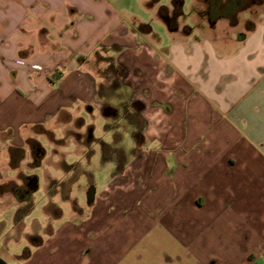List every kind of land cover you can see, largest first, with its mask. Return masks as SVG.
Wrapping results in <instances>:
<instances>
[{
    "label": "crops",
    "instance_id": "obj_1",
    "mask_svg": "<svg viewBox=\"0 0 264 264\" xmlns=\"http://www.w3.org/2000/svg\"><path fill=\"white\" fill-rule=\"evenodd\" d=\"M175 1L158 8L169 41L157 45L149 26L106 0H0V67L16 71L0 79L3 140L15 143L24 127L76 107L115 113L128 104L141 123L140 133L128 124L138 151L87 202V214L33 249L47 239L60 251L83 237L84 248L69 250L72 264H207L186 242L205 218L220 220L240 256L264 254V200L243 202L242 191L235 210L229 189L239 171L264 174V11L251 31L225 35V24L236 26L211 23L207 0H190L187 15ZM241 13L243 28L250 14ZM96 62L114 71L106 94L107 78L88 68ZM112 94L122 102L108 104Z\"/></svg>",
    "mask_w": 264,
    "mask_h": 264
},
{
    "label": "rangeland",
    "instance_id": "obj_2",
    "mask_svg": "<svg viewBox=\"0 0 264 264\" xmlns=\"http://www.w3.org/2000/svg\"><path fill=\"white\" fill-rule=\"evenodd\" d=\"M106 2L124 19L149 26L153 33L151 39L157 45L168 43L167 28L159 20L157 12L160 6L172 7L177 1ZM179 3L182 4L184 15L189 14L190 0H180ZM216 4L221 6V2ZM241 4L240 6H244L247 1ZM262 11L264 3L251 6L247 10L250 19L243 28L238 25L247 14L239 13L234 16V20L231 16L232 22L226 18H219L215 22L227 20L230 26L236 27L227 30L225 24L224 34L230 35L229 31H233L238 36L239 33H245L248 22L258 21ZM184 21L191 25L190 17H184ZM173 27L174 24L171 25ZM187 30L188 28L185 29ZM231 50L227 48L224 52ZM107 66V63L97 62L88 66L93 73L107 78L104 82L105 94L114 87V71ZM14 72L16 73L15 70L6 71L0 67V79L3 74L12 77ZM3 90L5 87H0V94ZM118 97L119 99H115L112 94V98L108 99L104 96L108 104L122 102L120 95ZM126 98L123 96V101L126 102ZM97 108L76 107L73 111L59 113L58 117L43 125L24 127L16 133L15 143L3 140L5 134H1L0 264H72V260L68 261L72 258L69 250L72 252L73 249H82L88 244L83 237L78 240L70 238L59 243L60 251H56L55 248L51 249L47 239H43V251H37L30 241L33 237L45 238L55 228L66 225L68 220L82 219L88 211L87 202L93 200L97 191L108 184L127 159L132 157L133 151H138L140 144L132 143V129L128 126L130 123L135 124L137 127L134 128L140 133L141 123L137 112L128 104L123 111L121 107H117L115 113L105 112L106 107L102 108L100 105ZM3 128L0 123V130ZM107 130L109 131L106 133ZM242 167L239 168L242 170ZM246 173L239 171L230 181L229 189L233 190L231 204L235 210L241 206L237 200L242 191L246 193L243 202L255 198L264 200V174L255 171ZM202 220V223L191 225L196 233L191 240L186 241L187 244L196 243L192 247L194 252L191 250L195 260L207 264H264V254H259L257 249L249 248L254 254L252 259L247 255L240 256L241 250L228 242L223 233H219L220 220L213 223L205 218ZM249 226V223L243 225L244 228ZM186 227L188 228L187 224ZM258 227L261 228V233L258 234L264 235V225L260 224ZM221 235L224 241L220 244ZM27 252H31V257L21 260L22 255Z\"/></svg>",
    "mask_w": 264,
    "mask_h": 264
},
{
    "label": "trees",
    "instance_id": "obj_3",
    "mask_svg": "<svg viewBox=\"0 0 264 264\" xmlns=\"http://www.w3.org/2000/svg\"><path fill=\"white\" fill-rule=\"evenodd\" d=\"M247 1V4L244 6L241 3H244ZM252 1V2H251ZM216 2H221L217 5ZM250 3H253L252 5ZM262 3V0H207V8L209 11V19L211 22H215L219 18H226L228 21L232 22L233 17L236 16L238 13L247 11L251 8V6L257 5L260 6ZM254 27V24L251 22L247 23V29L246 31H251ZM18 149H15V151ZM33 248L39 247L42 244V239L40 237L32 238L30 241ZM30 256V252H27L26 254H23L22 259H27Z\"/></svg>",
    "mask_w": 264,
    "mask_h": 264
},
{
    "label": "built area",
    "instance_id": "obj_4",
    "mask_svg": "<svg viewBox=\"0 0 264 264\" xmlns=\"http://www.w3.org/2000/svg\"><path fill=\"white\" fill-rule=\"evenodd\" d=\"M32 69L35 70V71H41L42 68L39 65H33Z\"/></svg>",
    "mask_w": 264,
    "mask_h": 264
},
{
    "label": "flooded vegetation",
    "instance_id": "obj_5",
    "mask_svg": "<svg viewBox=\"0 0 264 264\" xmlns=\"http://www.w3.org/2000/svg\"><path fill=\"white\" fill-rule=\"evenodd\" d=\"M243 12H245V11H243Z\"/></svg>",
    "mask_w": 264,
    "mask_h": 264
}]
</instances>
